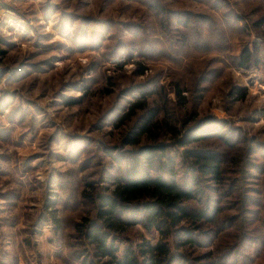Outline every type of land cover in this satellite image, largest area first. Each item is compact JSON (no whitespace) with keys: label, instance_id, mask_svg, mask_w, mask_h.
<instances>
[{"label":"rangeland","instance_id":"obj_1","mask_svg":"<svg viewBox=\"0 0 264 264\" xmlns=\"http://www.w3.org/2000/svg\"><path fill=\"white\" fill-rule=\"evenodd\" d=\"M164 2L171 9L209 11L211 33L206 26L195 27L186 43L157 44L159 32L141 0H0V70L5 72L0 80V264L73 260L64 248L65 234L88 211L80 198L85 183L92 181L98 193L114 187L116 163L107 149L115 155L124 151L118 146L121 132L109 117L103 128L98 120L118 102L115 93L100 91L106 75L115 76V89L125 86L132 64L121 73L116 63L123 58L83 48L81 28L92 31L83 24L85 17L134 21L152 30L147 40L163 50L146 58L134 52L133 59L144 60L160 86L167 87L172 76L192 86L215 58L214 74L201 84L199 116L227 121L245 137L264 141V53L249 67H236L232 59L246 41L264 42V26L257 31L251 26L264 14V0ZM213 2L224 3L228 12L221 13ZM240 26L244 32L237 30ZM142 36L137 35V45ZM233 84L245 89L243 101L227 95ZM52 203L64 224L60 235L46 211ZM137 233L129 237L135 240Z\"/></svg>","mask_w":264,"mask_h":264},{"label":"trees","instance_id":"obj_2","mask_svg":"<svg viewBox=\"0 0 264 264\" xmlns=\"http://www.w3.org/2000/svg\"><path fill=\"white\" fill-rule=\"evenodd\" d=\"M141 1L151 24L155 21L157 44L186 43L195 27L206 26L211 33L209 11L171 9L164 0ZM212 7L228 12L224 3L213 2ZM85 18L83 24L92 31L81 28V46L102 51L109 59L123 58L116 63L121 73L125 64L132 68L125 86L115 89L111 74L102 90L97 89L116 94V111L101 116L98 126L103 128L109 117L121 132L118 146L124 151L115 155L107 149L118 174L111 179V191L98 193L89 181L80 192L88 211L65 234L67 254L79 264H264V141L245 137L227 121L199 116L201 84L214 74L215 58L192 86L175 76L167 87L160 86L144 60L133 59L134 52L146 58L163 50L147 40L152 30L134 21ZM199 18H207L204 25L197 23ZM244 26L237 30L244 32ZM251 26L262 29L264 14ZM262 52L264 42L248 40L232 57L233 65L256 64ZM4 74L0 70V80ZM227 95L240 102L245 89L233 84ZM56 206L52 203L46 211L60 235L64 224ZM133 231L138 232L135 240L129 237Z\"/></svg>","mask_w":264,"mask_h":264}]
</instances>
